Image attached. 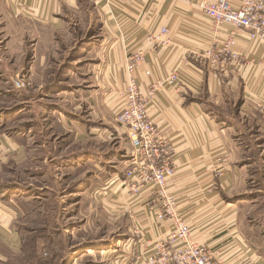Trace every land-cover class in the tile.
<instances>
[{"label":"crops","instance_id":"crops-1","mask_svg":"<svg viewBox=\"0 0 264 264\" xmlns=\"http://www.w3.org/2000/svg\"><path fill=\"white\" fill-rule=\"evenodd\" d=\"M160 26L170 30V47L149 39ZM232 31L218 30L198 4L181 0H0V127L9 126L0 130V152L26 159L31 148L52 149L61 128L71 141L62 162L107 168L88 177L84 195L95 188L90 195L104 210L128 219L117 227L124 241L100 252L99 264H139L131 213L150 242L173 229L148 209V190L135 198L124 183L133 148L115 111L129 55L139 49L145 52L137 71L142 90L180 72L181 82L158 93L149 112L175 144L168 190L192 238L222 264H264V69L254 66L264 59V44L235 29L237 64L218 71L203 56ZM94 140L104 143L103 158L92 152ZM218 157L226 158L222 175L215 171ZM2 200L0 225L12 231L16 213ZM5 244L2 235L0 251Z\"/></svg>","mask_w":264,"mask_h":264},{"label":"built area","instance_id":"built-area-1","mask_svg":"<svg viewBox=\"0 0 264 264\" xmlns=\"http://www.w3.org/2000/svg\"><path fill=\"white\" fill-rule=\"evenodd\" d=\"M198 4L212 24L223 30L225 26L233 28L232 34L220 46L208 48L203 56L218 71H227L241 60L242 55L234 48L235 29H244L252 43L264 44V0H181ZM170 30L166 26L149 34L150 41L164 47L171 46ZM143 49L133 51L129 55L126 66V88L121 92V106L115 111L118 124L127 129L131 156L125 160L124 183L129 187L131 195L140 197L143 190H148V209L156 211L160 220H170L173 229L158 242L145 240L135 213L130 217L134 221L135 235L140 253L139 264H222L214 260L208 245L199 243L192 238L190 224L178 210L177 198L170 192L169 180L176 174L175 144L154 121L149 112L151 102L157 98L166 86L181 82L178 69L151 82L142 90L138 81L137 71L144 61ZM264 69V59L257 62ZM149 75L150 71L147 72ZM264 110V106H261ZM219 166L216 174L222 175V166L226 158L218 157ZM120 179V178H118ZM152 251L145 254V251Z\"/></svg>","mask_w":264,"mask_h":264},{"label":"rangeland","instance_id":"rangeland-1","mask_svg":"<svg viewBox=\"0 0 264 264\" xmlns=\"http://www.w3.org/2000/svg\"><path fill=\"white\" fill-rule=\"evenodd\" d=\"M8 128L1 125L0 130ZM59 135V145L49 150L31 148L26 159L16 151L0 152V193L2 188L9 190L0 196L17 218L12 231L0 225L7 255L0 251V257L7 259L0 264H99L100 252L124 241L120 239L124 233L117 228L121 218L116 219L104 210L107 205L90 195L95 188L84 195L88 177H97L107 168L96 161L79 166L62 162L71 152V141L61 128ZM77 145L74 148L80 152ZM89 146L103 158L104 143L94 140ZM127 219L122 217L123 225Z\"/></svg>","mask_w":264,"mask_h":264}]
</instances>
